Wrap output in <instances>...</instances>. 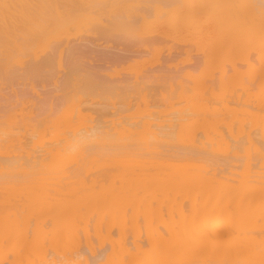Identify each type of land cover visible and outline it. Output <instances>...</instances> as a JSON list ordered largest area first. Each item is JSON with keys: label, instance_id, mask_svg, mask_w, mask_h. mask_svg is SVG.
<instances>
[{"label": "bare ground", "instance_id": "6f19581e", "mask_svg": "<svg viewBox=\"0 0 264 264\" xmlns=\"http://www.w3.org/2000/svg\"><path fill=\"white\" fill-rule=\"evenodd\" d=\"M0 264H264V0H0Z\"/></svg>", "mask_w": 264, "mask_h": 264}]
</instances>
